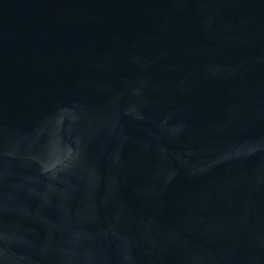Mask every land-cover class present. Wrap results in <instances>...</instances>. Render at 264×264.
<instances>
[{"label":"water","instance_id":"obj_1","mask_svg":"<svg viewBox=\"0 0 264 264\" xmlns=\"http://www.w3.org/2000/svg\"><path fill=\"white\" fill-rule=\"evenodd\" d=\"M0 264H264V0H0Z\"/></svg>","mask_w":264,"mask_h":264}]
</instances>
